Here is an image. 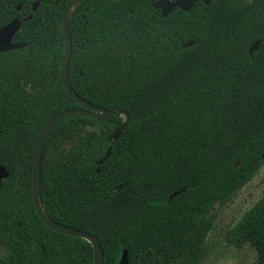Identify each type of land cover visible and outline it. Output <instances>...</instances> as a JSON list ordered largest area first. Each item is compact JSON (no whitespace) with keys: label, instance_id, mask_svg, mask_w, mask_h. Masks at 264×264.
Wrapping results in <instances>:
<instances>
[{"label":"trees","instance_id":"trees-1","mask_svg":"<svg viewBox=\"0 0 264 264\" xmlns=\"http://www.w3.org/2000/svg\"><path fill=\"white\" fill-rule=\"evenodd\" d=\"M70 1L0 0V27L22 21L12 40L22 47L0 53L2 264H94L91 243L50 229L31 196L42 130L80 107L61 82ZM156 1L84 0L69 20V85L112 115L56 124L40 198L53 221L99 239L102 264H118L125 248L129 264H198L213 207L264 163V0H187L191 10L165 17ZM226 239L264 264V195Z\"/></svg>","mask_w":264,"mask_h":264},{"label":"water","instance_id":"water-1","mask_svg":"<svg viewBox=\"0 0 264 264\" xmlns=\"http://www.w3.org/2000/svg\"><path fill=\"white\" fill-rule=\"evenodd\" d=\"M84 0H71L67 6L64 8L62 13V25L64 29L65 34V54L63 58L62 63V70H61V82L62 85L67 92V94L75 100L80 107L79 108H72L67 109L58 115H56L54 118H52L44 127L42 130L34 152V159H33V168H32V184H31V196L34 208L41 218V220L52 230L62 233V234H68L72 236L82 237L86 239L88 242L91 243L93 247L94 252V264H102V247L100 244L99 239L87 232L75 229L73 227L66 226L64 224L57 223L53 221L46 213L41 198H40V175H41V161H42V152L44 143L49 135V133L52 131V129L56 126L58 122L63 120L64 118L74 115V114H82L89 116L91 118H94L96 120H99L101 122H105L109 119V117L112 115V112L101 108L97 105L91 104L87 101H85L83 98H81L69 85L68 78H67V68L68 63L70 60L71 52H72V37H71V30L69 25V20L72 12L75 10V8ZM211 0H204L205 5H209ZM195 4V1H187V0H176L175 2H170L168 0H159L153 3V8L157 10H161V16L165 17L172 11H174L176 8H180L185 11H189L193 8ZM39 5V2H35L33 4V11L37 9ZM22 7V4L17 6V10H20ZM72 9V10H71ZM31 16L28 17L30 19ZM22 21L19 18L13 19L9 24L0 27V53L7 52L16 48H21L22 45H14L12 44L13 37L15 34L20 30ZM188 46H192L193 42H189L187 44ZM127 120L130 119L129 114H126ZM123 126L120 128H117L115 133L113 134V139L117 140L121 133H122ZM111 148L108 149L106 155L102 160L99 161V163H103V161L110 155ZM262 158L264 159V153L262 154ZM9 176V172L0 165V184L2 179L7 178ZM182 191L174 192L170 197L169 200H172L176 195L180 194ZM130 262V256L128 249H124L122 251L121 259L118 264H129Z\"/></svg>","mask_w":264,"mask_h":264},{"label":"rangeland","instance_id":"rangeland-1","mask_svg":"<svg viewBox=\"0 0 264 264\" xmlns=\"http://www.w3.org/2000/svg\"><path fill=\"white\" fill-rule=\"evenodd\" d=\"M125 118V117H123ZM89 132H102V128L94 126ZM264 195V163L252 179L239 189L232 199L224 204H215L211 216L213 228L209 232L204 246L206 254L198 264H256L257 253L253 247L242 248L229 243L227 232L234 227ZM5 255V249L0 245V264Z\"/></svg>","mask_w":264,"mask_h":264},{"label":"flooded vegetation","instance_id":"flooded-vegetation-1","mask_svg":"<svg viewBox=\"0 0 264 264\" xmlns=\"http://www.w3.org/2000/svg\"><path fill=\"white\" fill-rule=\"evenodd\" d=\"M21 10V9H20ZM29 17V16H28Z\"/></svg>","mask_w":264,"mask_h":264},{"label":"bare ground","instance_id":"bare-ground-1","mask_svg":"<svg viewBox=\"0 0 264 264\" xmlns=\"http://www.w3.org/2000/svg\"><path fill=\"white\" fill-rule=\"evenodd\" d=\"M72 10V9H71Z\"/></svg>","mask_w":264,"mask_h":264}]
</instances>
